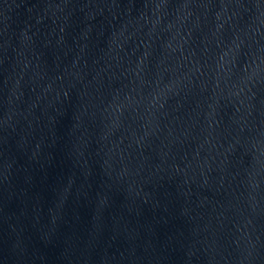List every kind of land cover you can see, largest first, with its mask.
<instances>
[{"label": "water", "instance_id": "water-1", "mask_svg": "<svg viewBox=\"0 0 264 264\" xmlns=\"http://www.w3.org/2000/svg\"><path fill=\"white\" fill-rule=\"evenodd\" d=\"M0 264H264V0H0Z\"/></svg>", "mask_w": 264, "mask_h": 264}]
</instances>
